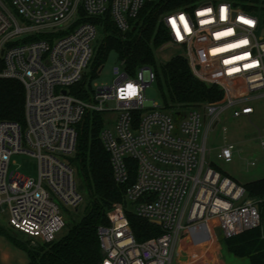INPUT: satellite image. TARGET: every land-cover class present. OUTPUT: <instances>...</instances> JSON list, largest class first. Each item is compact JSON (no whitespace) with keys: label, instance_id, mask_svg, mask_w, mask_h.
Here are the masks:
<instances>
[{"label":"built area","instance_id":"2783aa9c","mask_svg":"<svg viewBox=\"0 0 264 264\" xmlns=\"http://www.w3.org/2000/svg\"><path fill=\"white\" fill-rule=\"evenodd\" d=\"M148 1L0 0V78L24 87L23 128L0 120V212L33 244L54 240L64 226L57 201L72 210L82 202L71 158L89 112L103 114L100 139L114 181L124 185L134 172L125 204L110 207L108 224L97 228L99 264H173L186 238L212 239V222L225 238L261 222L256 200L247 196L235 206L246 191L206 165L205 155L206 136L224 111L249 116V103L264 97V0L247 2L249 10L231 0H197L162 15L169 44L182 49L193 75L223 92L219 104L171 111L145 98L156 80L149 65L131 76L119 60L110 84L88 80L102 28L89 18L108 16L126 32ZM82 80L83 97L75 88ZM233 149L223 145L217 156L229 162ZM15 154L37 159L36 177L11 168ZM127 210L162 234L137 241Z\"/></svg>","mask_w":264,"mask_h":264},{"label":"trees","instance_id":"16d2710c","mask_svg":"<svg viewBox=\"0 0 264 264\" xmlns=\"http://www.w3.org/2000/svg\"><path fill=\"white\" fill-rule=\"evenodd\" d=\"M196 1H148L133 21V26L126 32L118 30L108 16L102 20L89 18L93 23L102 24L103 31V37L97 46L99 56H95L92 62V73L101 67L108 51L114 49L118 52L119 59L124 61L125 70L131 76L141 65H150L153 68L161 105L165 110L200 108L221 103L222 90L217 85L208 86L196 78L183 54H176L162 63H158L155 57V49L169 40L167 29L161 21L162 15L177 8L192 6ZM231 1L246 10L250 8L247 2H258ZM75 88L80 91V96L86 95L84 80ZM0 120L16 122L21 128L24 126V87L16 79L0 78ZM102 126L101 112L87 113L78 126L76 149L71 163L79 178L80 191H86V203L81 211L68 222H64V234L56 236L50 242L38 241L33 244L30 237L23 239L18 235L20 232L0 227V236L26 254L27 262L24 264H99L101 261L103 254L97 228L99 225L108 224L106 212L110 207L118 203L125 204L124 192L134 177L131 170L128 183L118 185L114 181L109 154L100 139ZM211 165L221 174L228 176L215 164ZM240 185L249 197L256 200L261 222L257 227L232 237H222L226 254L241 259L240 262L226 264H264V177ZM126 213L137 241L162 234L159 225L137 217L131 211L127 210ZM210 243L190 237L182 242L181 248Z\"/></svg>","mask_w":264,"mask_h":264},{"label":"rangeland","instance_id":"374dc122","mask_svg":"<svg viewBox=\"0 0 264 264\" xmlns=\"http://www.w3.org/2000/svg\"><path fill=\"white\" fill-rule=\"evenodd\" d=\"M7 4L9 3L7 2ZM102 37V28H98L97 38L101 40ZM154 52L158 63L166 62L176 54H183L180 47L170 45L168 41L162 43ZM97 55L99 56L98 47L94 56ZM119 60L118 52L112 49L105 55L101 67L93 73L91 63L87 69V75H89L88 80L93 87L94 84H110L114 80L113 67ZM145 98L161 105L156 81L146 88ZM110 104L112 108L115 107L113 101ZM249 104L254 108L252 114L233 117L231 110L228 109L220 115L215 128L209 131L206 136V165L215 164L238 184L264 177V97L255 99ZM114 113L115 111L106 117L110 120ZM226 144H232L234 147L233 156L229 162L217 156L220 148ZM11 168H15L25 175L36 177L37 159L26 154H15L11 157ZM81 192L83 201L76 210H72L57 201L65 223L81 211L86 203V191ZM7 222V212H0V227L10 229ZM208 227L212 236V239L209 240L211 243L209 245L195 244L190 247H182L179 255L173 259V264H226L228 262L229 259H227V254L222 245L220 230L213 222L208 224ZM262 229L264 230V224ZM65 231L66 227L63 226L57 233V237H60ZM18 235L23 239L29 238L23 233H18Z\"/></svg>","mask_w":264,"mask_h":264},{"label":"crops","instance_id":"0c3cea01","mask_svg":"<svg viewBox=\"0 0 264 264\" xmlns=\"http://www.w3.org/2000/svg\"><path fill=\"white\" fill-rule=\"evenodd\" d=\"M228 262H240L241 259L227 255ZM27 262L26 254L9 244L0 236V264H24ZM227 263V262H226Z\"/></svg>","mask_w":264,"mask_h":264},{"label":"water","instance_id":"95a60500","mask_svg":"<svg viewBox=\"0 0 264 264\" xmlns=\"http://www.w3.org/2000/svg\"><path fill=\"white\" fill-rule=\"evenodd\" d=\"M135 26H136V25H135ZM247 196H248V193L245 192V193L241 196V198H240L238 201L235 202V206L241 204V203L245 200V198H246Z\"/></svg>","mask_w":264,"mask_h":264},{"label":"snow or ice","instance_id":"6c2138e0","mask_svg":"<svg viewBox=\"0 0 264 264\" xmlns=\"http://www.w3.org/2000/svg\"><path fill=\"white\" fill-rule=\"evenodd\" d=\"M181 19H183V17H181ZM178 35H179V32H178ZM218 35H220V34H218ZM219 51V50H218ZM241 57H237V59H240ZM230 61H225V63H229ZM132 86L131 85H129V88H131Z\"/></svg>","mask_w":264,"mask_h":264}]
</instances>
